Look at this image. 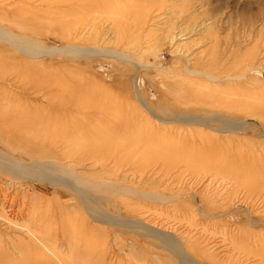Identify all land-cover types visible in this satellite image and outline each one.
Returning <instances> with one entry per match:
<instances>
[{"label": "rangeland", "instance_id": "374dc122", "mask_svg": "<svg viewBox=\"0 0 264 264\" xmlns=\"http://www.w3.org/2000/svg\"><path fill=\"white\" fill-rule=\"evenodd\" d=\"M98 1L94 0V3ZM118 1L121 4L120 8H134L132 14L126 16L127 22L135 20L133 22L137 23L134 30L108 26L106 22L118 15V6L97 14L91 7H88V11L87 8L81 10L74 0L69 2L66 0H0L2 16L0 26L22 40H27L26 43L31 40L47 48L46 52L66 45H76L84 51L97 46L120 51L131 59H117L114 56L107 57L94 52L80 53L73 59L67 58L68 53L48 54L34 59L23 56L18 50L1 41L0 71L11 72L10 68L12 71H15V68L23 69L20 64L27 59L41 60L44 64L40 65L43 73L37 72L36 66L18 71L17 87L8 88V92L18 94L17 98L11 100L6 98L4 88H1L0 113L9 111L11 107V110L17 112L28 111L31 115L46 117L51 112L55 100L36 99V94L32 95L31 90H27L24 94L22 87L33 88L40 95L44 90V79L54 75L59 79L61 76L62 79L69 78L70 84L64 85L69 90L62 89L64 95L70 91L83 101L91 102L90 109L84 114L89 111L101 114L103 111L104 114L111 116L106 123L120 121L131 126L125 133L117 136L119 142L132 139L135 135V139H145L149 142L143 149L153 150L159 145L158 143L162 142L159 140L161 135H167L170 147H178L181 144L182 138L179 134L208 135L205 138V146L209 148L211 142L215 140L217 142L214 145L217 144L219 147L210 160L183 162L179 164V168H176L177 163L157 159L148 163L149 166L151 164L150 167L147 165L144 168L145 170L148 168L144 179L139 178L140 170L129 171L130 164L129 168L125 166L124 170L129 171V173L126 172L127 178L117 176L118 167L112 164L114 171L110 170L104 173V176L106 179L111 178L109 180L119 186L132 187L152 193L153 196L158 195L155 197L168 199L179 194L180 198L176 197L172 201L165 202L124 191L118 192L117 196L136 202V212L140 218L152 226L155 225L157 230L159 227L166 231L165 233L174 238L178 245L199 263L204 264L191 249L190 244L197 240L199 244L205 245L206 242L211 241L212 236V241L218 240V245L222 243L223 237L228 238L223 240L228 255L234 251L232 245L235 238H238L235 239V244L244 246L240 251L247 252L250 247L237 241L242 242L240 237L249 227L247 219L250 213L254 220L264 222V54L259 55L260 59L257 58L256 61L253 59L255 50L246 41L249 34L244 19L248 17L249 4L254 6L256 12L264 7L258 4L260 0H221V2L214 0L202 11L211 7L216 11L210 13V10L202 15L198 14V17H201L195 22L191 21L192 19L186 13L187 9H184V6L187 7L185 0L180 4L177 0ZM92 3L93 1L90 5H93ZM171 3L175 6L176 13L163 14L165 16L159 14L158 24L150 30L143 25L144 19L147 16L150 18L154 16L156 9H162V13H166V7H169ZM56 9L60 10L57 12ZM245 13L246 16L243 18L241 15ZM212 16L214 18L211 20L215 21L216 25L213 27L214 33L206 32L197 35L193 32L190 34L193 39L203 38L205 42L198 43V40L197 43L194 42L195 45L181 47L173 43L172 35L179 29L174 31L173 27L188 26L185 25L186 23L198 25L202 21L208 23L209 17ZM237 35L241 41L239 46L236 48L224 46L223 40L233 42L237 39ZM216 37L224 38L219 43L220 46L205 44L211 42L208 38L215 40ZM136 64H141L140 68ZM16 89L19 91L17 92ZM50 100L53 102L48 103ZM146 105L155 113L149 112ZM155 114L171 118L181 114L183 117H189L190 120L198 119V121L195 124L187 121L162 122ZM219 117L227 122L225 128L229 135L228 139L222 136L209 137L224 135L220 132L224 127L218 121ZM82 119L81 114L74 112L68 116L67 120L69 126L73 127V120L81 121ZM63 122L62 119L46 121L36 128L31 127L28 139L32 140L38 135L44 137L60 131ZM92 126L99 127L97 123H92ZM12 131L17 132L20 129L18 126L5 129L0 124V135L12 133ZM152 137L153 139L150 140L149 138ZM85 140L81 138L78 142ZM21 144L9 147L0 142V151L28 165L33 158L24 153L21 148L27 147ZM217 156L218 161L213 160ZM48 158L50 159L40 161L50 164L60 163V165H64L63 163L67 161L63 159L59 162L55 158ZM127 159L132 162L133 157L129 155ZM103 162L104 159L99 158V164ZM161 165L166 166V168L163 167L165 170ZM211 166L215 168L217 166L218 170L221 167L222 170L216 169L217 172L213 167L211 172L209 170ZM201 168H203L202 171ZM198 169L197 174L202 173L195 176L194 171ZM36 170L37 168H33V171ZM77 171L81 178H94L90 172L82 173L80 169ZM18 177L12 180L15 182L14 188L9 189L4 184L0 186V189L3 188L0 192V252L5 254L3 259L23 260V264H26L28 259L31 264H58V261L61 264H178L182 261L166 247L160 248L159 240L135 235L130 232L131 230H125L122 226L116 225L108 216L109 214L121 215L129 221L135 218L130 212L120 208V205L115 206V203H110V195L113 193L98 196L101 197L98 203L89 201L88 206L66 187L57 185V190H54L47 181L38 180L32 175ZM97 191L92 190L90 197H96L99 193ZM197 191L198 193L201 191L199 198L194 194ZM6 198L9 202L11 201L10 203L12 199L15 200L13 210L11 205L7 204ZM196 203H201V211L212 209L219 215L225 212L226 214L215 219H206L199 214V211H193L194 207H197ZM95 207L98 209L96 212L92 210ZM100 211L104 215L99 214ZM92 213L102 216L103 219H101L106 223L95 222L91 218ZM234 215H236L235 218ZM226 224L229 225V231L233 230L232 233H236H227ZM223 229H225L224 232ZM253 231L251 240L264 242V225L259 224ZM229 234L234 238L233 240ZM115 237L116 240H114ZM253 238H256V241ZM226 240L228 244L225 243ZM11 242L14 243L16 251L11 249ZM229 246L230 248H227ZM17 250L23 254L19 255ZM237 251L240 252L239 247ZM215 253L224 254L222 251L218 253L215 251ZM240 254L237 261L241 263L238 262V264H252L251 262L243 263L242 259L247 254L242 252ZM170 258L175 262H170ZM183 259L188 262L187 259ZM235 262L229 260L228 264Z\"/></svg>", "mask_w": 264, "mask_h": 264}, {"label": "bare ground", "instance_id": "6f19581e", "mask_svg": "<svg viewBox=\"0 0 264 264\" xmlns=\"http://www.w3.org/2000/svg\"><path fill=\"white\" fill-rule=\"evenodd\" d=\"M66 1L69 2L71 0H66ZM92 1H93V3H92L93 5H90V3ZM173 1H176V0H173ZM177 1L180 4V2H182L184 0H177ZM185 1H187L186 2L187 7L184 6V9H187L186 13L189 15L190 19H192L191 21H195V20L198 21V19H200V17H201V16L198 17V14L202 15L204 12L206 13V12H209L210 10H211L210 13L216 11L215 9H212V7L204 9V11H202L203 8H206L205 6H207L208 3H211L214 0H211L210 2L206 1V0H196V1L185 0ZM215 1L221 2V0H215ZM60 2H62V1H60ZM74 2L77 5V7H79L81 10L87 8V11H88V9L91 7L93 9V11L96 13L102 12V11L104 13L105 10H108V9L111 10L113 7L118 6V15L115 16L114 18L111 17L110 20H108L106 22V23H108V26H110L112 28L122 27L123 30L131 31V30H134V27L137 25L136 22H133L135 20H133L131 22L130 21L127 22V19H126V16L128 14H132L131 12L133 11L134 8H130V7L120 8L121 4H120V1H118V0H102V1L99 0L98 2H95V3H94V0H74ZM258 4H260L261 7H264V0H260L258 2ZM160 5L162 6V4H160ZM211 5H213V4H211ZM165 6H167V4ZM247 7L250 8V11L248 12V17L246 16V13L244 15H241V16H243V18H245V16H246V19H244V20H245V25L247 26V29H248L247 32L249 34L246 41L248 44L252 45L253 49L255 50V55L253 56L254 57L253 59L256 61L257 58L260 57L259 55L262 56L264 54V9H261V11L256 12L254 10L253 5L249 4ZM177 8H178V5H177ZM218 8H219V10L221 9L220 6ZM160 9H161V7H160ZM181 9L182 8H180V12H182ZM57 10H60V9H56V11ZM155 11H156V13L154 16H151V18L147 16L146 19H144V21H143V25L145 27L149 28V30L153 26H156L158 24L157 18L159 17L158 16L159 14H161V15H163V14L173 15L174 13L177 12V10H175V6L172 3L169 7L168 6L166 7V13H162V9L161 10L156 9ZM46 13H48V12H46ZM152 13H154V12H152ZM56 15H57V13H56ZM163 16H165V15H163ZM0 17H2V16L0 15ZM213 18H214L213 16L209 17L210 21L208 23L206 21H204V22L202 21L198 25H196L194 23H192V25H191V24H188L186 22H185L186 23L185 25H188V26H185V27L180 25V26H177V28H174L173 27L174 25H172L174 31H176L175 29L179 28L177 30L178 32H175L172 35L173 43L177 47H181L183 45L184 46L185 45H195L194 42L197 43L198 40H199L198 43L205 42L203 38L193 39L192 38L193 36H190V34H192L193 32L197 35H199L200 33L204 34L206 32H208V33L213 32L214 33L213 27H215L216 25H215V21L211 20ZM138 24H139V21H138ZM171 32H172V30H171ZM217 38H219V39H217ZM224 38H225V36H224ZM224 38H222V39H224ZM236 38L237 39L234 38L235 41H233V42H231L230 40H223L224 46L230 47V48H236L237 46L240 45V42H241L238 35ZM208 39H210L211 42L210 43L206 42L205 43L206 45L209 44L212 46H214V45L220 46L219 43L222 42V39H220V37L214 38L215 40H213V38H208ZM230 39L232 40V38H230ZM1 41L12 46L14 49L18 50L23 56H26L27 58L39 59L41 56H47L48 54H59V55H61L62 53H66V54L68 53L67 58L73 59L74 57H76L80 53L83 54L84 52H86V54H91V52H94V53H98V54H101V55H104L107 57L114 56L117 59L131 60L129 58V56L126 55L125 53H122L120 51H116L113 49L99 48L97 46L96 47L92 46L89 49H86V51H84V49H82L76 45H66L62 48H57V49L49 50L46 52L47 48L42 47L38 44H35L31 40L26 43L27 40H24V39L22 40L18 36H15L14 34L9 32L3 26H0V42ZM27 60L25 62L21 63L20 67H23L24 70H28V69H30V66H36L37 72L41 71L43 73V71L41 70L42 68L40 66V65L44 64L43 61H41V60L40 61L39 60L38 61H34V60L30 61L31 59L30 60L27 59ZM136 65H138L140 68L141 64H136ZM23 69H18V68L16 69L15 68V71H12V68H10L11 72H7L5 70L0 71V80H2L0 82V90H2L1 88H4V96L6 98L11 100L13 98L18 97V94H15L11 91L8 92V88L9 89H12V88L15 89V87H17L16 86V79H17V75H19L18 71L23 70ZM12 74H15V75H12ZM44 80H45L44 81V90L41 93L42 96H40L41 94L39 95L38 93H36L35 89H33V88L29 89L27 86H25V87H22V89H24V94L27 92V90L28 91L31 90L32 95L36 94L35 95L36 99L40 98L42 100H44V99H47V100L48 99H54L55 100L54 104L52 105L51 112H49L46 117H44L42 115H31V114H29L28 111L17 112V111L11 110L10 109L11 107L9 104H8V106L10 107L9 111H3L2 113H0V124L3 125V128L12 129L15 126H18V129H20V131H17V132L12 131V133L7 132L6 134H1L0 135V142L6 146H9V147L17 146L18 143L19 144L22 143L21 145H23L27 148H21V149H23V151L26 155H29L31 158H33V161H31L27 165L24 161L18 160V158H15L14 156L2 153L0 151V186H1V184H4L5 186H7V188L12 189L15 186V182H12V180L14 178H19L18 176H20V175L25 176V177L26 176L30 177L32 175V177H34L38 180L47 181L54 188V190H57V188H58L57 185L66 187L68 190H72V192L74 194H76L77 196H79V198H81L84 205H88V206L90 205L89 201L98 203V200L103 195H108L110 193H113L112 195H110V199H109L110 203H115L116 204L115 206L120 205L121 206L120 208H124L127 212H130L135 218V219L129 221L126 218L122 217L121 215H110L109 214L108 216L111 218V220L116 225L122 226V228H124L125 230H131L130 232L135 234V235L146 236V237H149L155 241L159 240L160 248L166 247L173 255H175L176 257L178 256L182 259V261L178 262V264H182L183 262L187 263V264H188V262H189V264H201L195 258H193L192 255L187 254L186 250H184L182 247H180L178 245V242L176 240H174V238L170 237L167 233H165L166 231L164 232V230H161L159 227H158L159 230H157L155 228L156 227L155 225H154L155 226L154 227L151 224L144 221L142 218H140L138 213L136 212L137 211V203L136 202L131 201V200H126L124 198H119L117 196L118 192L124 191L126 193H131L133 195L142 196L143 198L155 199L158 201L165 202L166 200L172 201L174 198L179 197L180 196L179 194L171 196L168 199L163 198V197H155L158 195L153 196V194L149 193V192L137 190V189L132 188V187L128 188V187L119 186L115 182H112L111 180H109L111 178L106 179L104 176V173L106 174V172L113 170L112 164H114V166L118 167L117 171H119V172L116 174L117 176L127 178V173H129V171H136L137 172V170H140V172L138 171V173H140L139 178L144 179L146 170L148 169L147 168L145 170L144 168L147 167V165L149 166L148 163H151L157 159H164L165 162L167 160V162L169 161L170 163H177L178 167L176 166V168H179L180 167L179 164H181L183 162L187 163V162H191L192 160H197V161L210 160L212 158L215 150H217V148H219L217 144L214 145L217 141H215V140L212 141L211 142L212 144H210L209 148H207L205 146V138L208 135H204V134L199 135L198 134L197 136H194V135H182V134L180 135L179 134V137L182 138L181 142H180L181 144L179 146L177 145L178 147H175V146L170 147V143H169L167 135H161L159 137V140H161L162 142L158 143L159 145H157L153 150L149 149V148L143 149V147L145 145H147L149 142H147L145 139H140V138L135 139L134 138L135 135L133 136L132 139L119 142L117 136L120 135L121 133L122 134L125 133L131 127L128 123L120 122V121H116L112 124L106 123L108 120L111 119V116H109L106 113L104 114L103 111L101 114H95V113H92L90 111L87 114H84L85 111L90 109L91 102L83 101L76 94H74L72 92L70 93V91L66 92V95L63 94V90H69V89H66L64 86V85L70 84L69 78H63L62 79V76H61V78L59 79V78H55V76L52 75V76H47L46 79H44ZM136 88H137V86H136ZM16 90H17V92L19 91L18 89H16ZM10 100H6V101H10ZM52 102H53V100H50L48 103H52ZM142 103H145V102L142 101ZM145 107L149 110V112L155 113L147 105ZM74 112L81 114L82 118L84 120L83 119L81 121H74L73 120V123H72L73 127H70L67 119H68V116ZM155 115L159 116L157 119L162 121V122L187 121L189 123L195 124L198 121V119H197V121L190 120V119H188L189 117L188 118L183 117V115H181V114H179L175 118L174 117H172V118L171 117H164L163 115H160V114L159 115L155 114ZM60 119L64 120V122L62 123V128L60 131H55V133L53 132V133L47 134L44 137H41L40 135H38V136H35L34 138H32V140L28 139V137L30 136L29 128L30 129H31V127L36 128L38 125H41L42 123H44L46 121L51 122V121H58ZM218 121H220L221 124H223L224 128H222L221 129L222 131H220V132L224 135H219V136L211 135L209 137L215 138V137L222 136L223 138L228 139L229 135L226 133L227 131L225 128L226 127L225 125L227 122L224 121V118L221 119L220 117L218 118ZM92 123H97V125L99 127L95 128L94 126H92ZM72 128H74V129H72ZM81 138H85L86 140L82 141L80 143V142H78V140ZM149 139L152 140L153 137L149 138ZM129 155L133 157L132 162L131 161L129 162L127 159V157ZM48 157L55 158L56 161H59V162L62 161L63 159L67 160V161L63 163L64 165H60V163L50 164V163L40 161L41 159H50ZM99 158L104 159V162L102 164H99ZM215 159L217 160V159H219V157L217 156V157L213 158V160H215ZM165 162H162V163H165ZM213 162H215V161H213ZM158 163L159 162H157V164ZM129 164H130L131 170L129 169V171H124L125 166L129 168ZM150 166H151V164H150ZM214 166H211L209 170L211 171ZM163 167L166 168V166H162V168ZM169 167H171V166H169ZM169 167H168V170L170 169ZM33 168H37V170L33 171ZM206 168H209V167L206 166ZM78 169H80L82 171V173L90 172L91 173L90 175L94 178L93 179H84V178L79 177L78 171H77ZM153 169H152V171H153ZM214 169H215V171H217L218 170L217 166H216V168L214 167ZM163 170H165V169L163 168ZM202 170H203V168H201V171ZM206 170L207 169H204V171H206ZM221 170H222V168L220 167L218 171H221ZM152 171H151V173H152ZM198 171H199V169L197 171L196 170L194 171V173H196L195 176L202 173V172H200L197 174ZM210 171H208V172H210ZM131 173L132 172H130V174ZM158 173H160V172H158ZM132 174L135 175V173H132ZM206 174H208V173H206ZM136 175L138 176V174H136ZM204 178H206V177L204 176ZM4 185H3V187H5ZM2 189H0V192ZM92 190H95V191L98 190L97 192H99V193L97 194L96 197H94L92 194L91 195L93 197H90V192ZM200 192L198 193V191H197L198 194L194 193L196 195L195 197L199 198L201 196ZM202 195H203V193H202ZM212 195H214V194H212ZM98 196H101V197H98ZM213 197L215 198V196H213ZM198 198H196V199H198ZM14 201L12 199V203H10L11 201L9 202V199L7 200V198H6V202L8 205H11L10 207L12 208V210L14 209V206H15ZM241 204L243 205V203H241ZM196 205H197V207H194L193 211H196V212L199 211L200 212L199 214L202 217H205L206 219H215L218 216L226 214V212H225V214L220 212L221 215H219L218 213H215L214 210H212V209H207V210L203 209V211H201L200 210L201 203H198V204L196 203ZM95 206H97V205H95ZM98 206H99V204H98ZM97 207L92 208V210L96 212L98 210ZM99 207H101V206H99ZM248 210H249V208H248ZM248 212H250V211H248ZM248 212H247V214H249ZM99 214L104 215V213L102 211H100ZM235 216L236 215H234L233 217L235 218ZM251 216L252 215L250 213V216L247 219V222L249 224L248 229L244 230L242 233L243 236L241 235V237H240L242 242L237 241L238 243H243L244 245L246 244V247H247V245L250 247V249L247 250V252L240 251V249L241 248L243 249L244 246H242L240 244H239L240 246H238L237 243L235 244V241L238 238L237 239L235 238L236 239L235 240L232 236H230L231 234H229V236L232 238V240L234 239V242H233L234 244L232 245V243H231V245L233 246L232 250H234V251H232L229 255H228V250L226 249V246L223 245V240H225L227 237L226 238L223 237L224 239H222V243L220 245L217 244V243H219V242H217L218 240L212 241L213 236L211 238L209 237L212 242L208 241L205 243V245L199 244V242L196 240V242L194 241L193 244H190L191 249L195 252V254L198 255L199 259L201 261H203L204 264L205 263L228 264L229 260H232V261L234 260V262H235V260L236 261L239 260V254L241 252L247 254V256L244 255V259L241 258L243 263L251 262L252 264H264V242H260V241L254 242L251 240V236L254 235V234L252 235V233H254L253 230H255V227L259 226V224L264 225V222L263 221L259 222L257 220H254ZM91 218L95 222H99V223L105 222L106 223V221L102 220L103 219L102 216L96 215L94 213L91 214ZM190 224H192V223H190ZM248 224H247V226H248ZM225 226H226V230L223 229V232L225 230L227 233L228 232L232 233L233 230L229 231V225L226 224ZM210 229L212 230V228H210ZM219 232L221 233V231H219ZM211 233H213V232H211ZM235 233H232V234H235ZM237 233H239V231ZM114 234H116V233L114 232ZM218 235L219 234H217V236ZM224 235L226 236L225 233H224ZM109 237H110V235H109ZM221 238L222 237H220V239ZM240 238H239V240H240ZM116 239L117 238L115 237L114 240H116ZM202 239H204V238H202ZM219 241L221 242V240H219ZM226 242L228 244L227 240L225 241V243ZM11 243H12L11 249L15 250L16 247H14V243L13 242H11ZM202 244H204V243H202ZM230 246L227 248H230ZM232 246H231V248H232ZM238 247H239L240 252L237 251ZM215 251L217 253L219 251L220 252L222 251V254L224 253L223 254L224 256L216 254ZM236 251L238 254L236 253ZM17 253L19 255L23 254V252H21L20 250L19 251L17 250ZM219 254H221V253H219ZM4 255L5 254L3 252H0V264H23V260H18V261L14 260V259L12 261L11 260H5V259H3ZM240 255H243V254H240ZM183 258L187 259L188 262H186V260L184 261ZM157 260H159V259H157ZM170 260L169 261L172 262L174 259L170 258ZM173 262H175V261H173ZM238 262H240V261H237L234 264H238ZM25 263L31 264V261L28 259ZM151 263H152V261H151ZM159 263H161V262L159 261ZM58 264H61V263L58 261ZM229 264H232V263H229Z\"/></svg>", "mask_w": 264, "mask_h": 264}]
</instances>
